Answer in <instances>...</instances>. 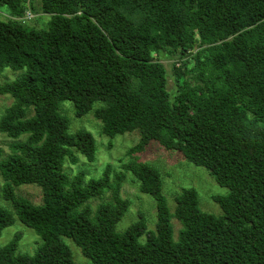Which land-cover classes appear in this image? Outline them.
I'll return each mask as SVG.
<instances>
[{
  "label": "trees",
  "instance_id": "16d2710c",
  "mask_svg": "<svg viewBox=\"0 0 264 264\" xmlns=\"http://www.w3.org/2000/svg\"><path fill=\"white\" fill-rule=\"evenodd\" d=\"M32 1L0 0L9 15L0 19V73L24 70L0 84L13 99L0 132L25 137L4 158L0 151V191L42 242L19 254L15 235L0 246V264H74L62 237L91 264H264V0H38L48 15L39 29L23 20L36 12ZM160 53L178 59L173 98ZM63 101L78 118L93 110L107 137L137 130L129 156L156 142L206 169L228 190L212 197L222 215L202 212L193 188L181 189L170 213L159 171L130 162L124 169L154 200L157 220L148 230L138 213L117 232L130 205L120 194L125 174L106 165L85 184L84 172L69 178L65 160L92 163L95 142L68 133ZM21 185L39 187L41 205L17 196ZM106 193L111 200L93 210L89 202ZM12 223L0 206V236Z\"/></svg>",
  "mask_w": 264,
  "mask_h": 264
},
{
  "label": "rangeland",
  "instance_id": "374dc122",
  "mask_svg": "<svg viewBox=\"0 0 264 264\" xmlns=\"http://www.w3.org/2000/svg\"><path fill=\"white\" fill-rule=\"evenodd\" d=\"M31 3L36 12L31 13L27 9L23 19L24 22L29 27L37 29L45 27L48 15L42 14L39 11L38 0H33ZM0 19H9V15L1 9ZM158 59L165 66L167 90L171 98H173L176 93V86L172 73V64L177 62L178 59L165 56L164 53H160ZM23 72L24 70L13 71L10 68H5L0 73V84L14 80ZM12 103L13 99L11 97L0 96V117L4 114L5 109L10 107ZM96 106L97 105L94 107ZM58 111L60 115L65 117L68 121V133L86 131L92 135L95 142V159L92 163L87 162L80 154H76L78 158V163L76 165H72L68 160H65L63 169L69 178H73L76 174L84 172L83 183L85 184L91 179L99 178L106 165H110L114 172H122L125 174L120 194L121 198L127 199L130 205L115 227L117 232H123L134 223L138 219V213L144 216L148 230H154L157 220L154 200L150 196L142 194L139 191L138 182L130 172H126L124 169V166L130 162L146 163L159 171L162 180L161 193L166 200L170 213L174 211V198L180 194L181 189L193 188L197 192L198 206L202 212L217 217L222 215L220 207L212 200V197L225 196L228 190L224 187H220L206 169L189 163L180 153L167 151L156 142H150L143 153L129 156L127 154L128 149L136 145L139 140V132L137 130L110 138L101 133V122L95 119L93 110L78 118L75 116L73 104L69 101H63L60 103ZM31 115L32 112H29L28 116ZM24 139L25 137L22 136L18 140H12L0 132V151L2 153V158L10 153L8 148L10 144L23 141ZM1 185L2 181H0V187ZM14 192L17 196L27 199L34 205H41L42 203V192L36 185L17 186L14 187ZM110 200V193H106L102 197L91 200L89 205L94 210L100 203ZM0 206L11 212L13 216V223L3 229L1 233L0 246H5L15 235H19L20 240L18 242L17 253L33 255L42 242L40 237L34 230L18 221L13 213L11 204L1 197V191ZM171 225L173 227V239L177 240L181 225L175 218L171 219ZM62 241L69 247L74 264H91V262L82 255L81 250L72 240L62 237Z\"/></svg>",
  "mask_w": 264,
  "mask_h": 264
}]
</instances>
